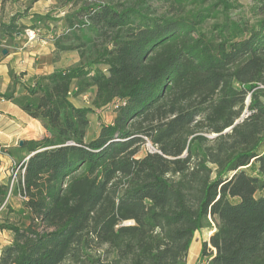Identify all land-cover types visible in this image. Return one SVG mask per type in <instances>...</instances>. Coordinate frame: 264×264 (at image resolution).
Returning a JSON list of instances; mask_svg holds the SVG:
<instances>
[{
  "label": "trees",
  "instance_id": "1",
  "mask_svg": "<svg viewBox=\"0 0 264 264\" xmlns=\"http://www.w3.org/2000/svg\"><path fill=\"white\" fill-rule=\"evenodd\" d=\"M242 7L92 4L55 45H91L95 69L37 76L19 94L11 74L3 96L48 135L23 141L32 155L18 189L29 223L0 225L13 233L0 264H188L195 234L211 224L208 264H264V0L249 4L254 25L229 15ZM209 20L211 37L201 28ZM92 87L94 108L117 107L87 141L93 108L70 95ZM147 142L154 151L139 156ZM253 163L258 174L246 170ZM8 189L0 182V205Z\"/></svg>",
  "mask_w": 264,
  "mask_h": 264
},
{
  "label": "rangeland",
  "instance_id": "2",
  "mask_svg": "<svg viewBox=\"0 0 264 264\" xmlns=\"http://www.w3.org/2000/svg\"><path fill=\"white\" fill-rule=\"evenodd\" d=\"M135 0H0V49L7 51H19L22 56L31 61L34 68H42V73L33 77L28 76L27 71L17 72L15 79L20 85L32 82L35 77L48 75L60 69L76 68L86 66L95 69L97 65L92 63L96 56L91 45L77 48L71 51L60 52L56 49L55 41L63 34L69 32V21L78 22L84 16L85 8L98 3H133ZM243 7L233 12L230 16L248 20L254 25L257 17H253L249 10L252 0H241ZM153 8H162V4L153 3ZM221 21V19H220ZM215 20H209L201 26L202 30L211 37L212 27ZM16 24L20 33H15L12 37L6 36L3 26ZM34 32L36 38L28 40L27 34ZM68 43L78 44L76 41L68 40ZM82 53H84L82 55ZM100 69L105 71L104 66ZM14 72V71H12ZM22 79H24L22 81ZM76 85V81L74 82ZM96 87L80 95H70L71 102L80 108H93L89 114L90 125L87 131L86 140H90L101 130L102 125L110 124L116 116L115 103L103 109L93 107L96 96ZM22 92L20 88L19 93ZM21 133L18 135L14 147H6L9 142L0 139L2 159H0V182L8 184V196L4 204L0 205V225L4 224H28V213L23 205V198L18 190V180L21 169L18 165L28 159V151L20 145L21 141L29 138L39 139L48 135L42 122L29 120L22 124ZM7 140V139H6ZM15 141V140H14ZM2 145V146H1ZM11 151H5V149ZM147 151H154L151 143L147 142L141 149L139 156H143ZM4 153H7L4 154ZM258 166L253 163L247 167L249 174H258ZM17 172V173H16ZM16 174V176H15ZM15 176V177H14ZM264 193V191L262 192ZM261 193H258V195ZM214 224L208 226L195 234L193 245L188 256V264H199V251H202L203 242L214 232ZM13 239V233L0 228V252L1 249Z\"/></svg>",
  "mask_w": 264,
  "mask_h": 264
},
{
  "label": "crops",
  "instance_id": "3",
  "mask_svg": "<svg viewBox=\"0 0 264 264\" xmlns=\"http://www.w3.org/2000/svg\"><path fill=\"white\" fill-rule=\"evenodd\" d=\"M30 63L31 61L22 56L19 51H7V54H4L3 49H0V139L9 142L6 146L8 148L14 147L16 145L18 135L21 133V130H25V128L22 129V124H25L29 120L39 123L41 122L40 120L34 119L27 115L13 101L3 96L8 91L9 87L14 83L11 75L12 73L16 74L20 71H27L28 76L31 77L42 73V68H34ZM23 80L24 79H22V81ZM33 81L34 80H32V82ZM26 84L27 83H25L24 85ZM24 85L21 86L20 82L16 80L14 85L15 94H19L20 88H22L23 92ZM8 148L5 149V151H11ZM4 154L7 155V153ZM0 159H2V155L0 156ZM212 233L213 232L210 233L209 238ZM209 238L205 241H209ZM11 241L12 239L8 243H10ZM199 257V261L203 259L201 256V250L199 251Z\"/></svg>",
  "mask_w": 264,
  "mask_h": 264
},
{
  "label": "built area",
  "instance_id": "4",
  "mask_svg": "<svg viewBox=\"0 0 264 264\" xmlns=\"http://www.w3.org/2000/svg\"><path fill=\"white\" fill-rule=\"evenodd\" d=\"M27 37H28V40H29V41H32V40H34V39L36 38V34H35L34 32H30V33L27 34ZM116 107H117V105L115 104V108H116ZM1 153H2V151H1V148H0V154H1ZM23 163H24V161L18 165L17 170H18L19 168H21V166H22ZM16 173H17V172H16ZM15 176H16V174H15ZM15 176H14V177H15ZM0 254H1V252H0ZM199 264H208V260H207V258H203V259H201V260L199 261Z\"/></svg>",
  "mask_w": 264,
  "mask_h": 264
},
{
  "label": "water",
  "instance_id": "5",
  "mask_svg": "<svg viewBox=\"0 0 264 264\" xmlns=\"http://www.w3.org/2000/svg\"><path fill=\"white\" fill-rule=\"evenodd\" d=\"M3 53L4 54H7V50H3ZM229 129H227L226 131H228ZM215 136V135H214ZM20 145L23 146V141L20 142ZM32 155V154H31ZM29 155L28 158L31 156Z\"/></svg>",
  "mask_w": 264,
  "mask_h": 264
}]
</instances>
